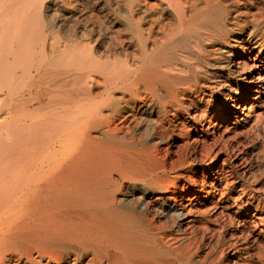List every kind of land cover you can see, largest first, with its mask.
Here are the masks:
<instances>
[{"label":"bare ground","instance_id":"obj_1","mask_svg":"<svg viewBox=\"0 0 264 264\" xmlns=\"http://www.w3.org/2000/svg\"><path fill=\"white\" fill-rule=\"evenodd\" d=\"M262 149L264 0H0V264H264Z\"/></svg>","mask_w":264,"mask_h":264},{"label":"rangeland","instance_id":"obj_2","mask_svg":"<svg viewBox=\"0 0 264 264\" xmlns=\"http://www.w3.org/2000/svg\"><path fill=\"white\" fill-rule=\"evenodd\" d=\"M259 135H260V136H259ZM261 138H263V137H262V133H261V134H258V139L261 140ZM262 153H263V154H260V158H259V159H264V149H262ZM261 155H262V157H261Z\"/></svg>","mask_w":264,"mask_h":264}]
</instances>
